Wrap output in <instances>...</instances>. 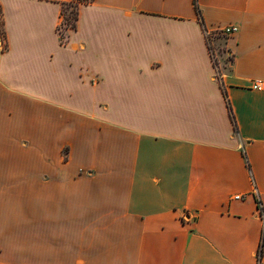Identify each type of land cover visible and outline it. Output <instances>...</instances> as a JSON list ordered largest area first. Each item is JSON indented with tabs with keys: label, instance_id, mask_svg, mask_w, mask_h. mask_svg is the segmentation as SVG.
Listing matches in <instances>:
<instances>
[{
	"label": "crops",
	"instance_id": "1",
	"mask_svg": "<svg viewBox=\"0 0 264 264\" xmlns=\"http://www.w3.org/2000/svg\"><path fill=\"white\" fill-rule=\"evenodd\" d=\"M68 1L0 0V264H264V0Z\"/></svg>",
	"mask_w": 264,
	"mask_h": 264
},
{
	"label": "built area",
	"instance_id": "2",
	"mask_svg": "<svg viewBox=\"0 0 264 264\" xmlns=\"http://www.w3.org/2000/svg\"><path fill=\"white\" fill-rule=\"evenodd\" d=\"M66 28H70V27H69V25H67L65 23L64 18L61 15L60 19H59V22L57 24V31L60 34V32L63 33V31ZM236 30H237V27L234 26V25L222 26V27L217 29V31L220 34H222L223 36H228V35L234 33ZM5 47H6V43H5L4 33H3V35L0 33V52H2ZM249 87L252 88V89H255V90H263L264 91V82L262 80H260V79H252L250 81ZM243 197H244V195H242V194H236V195L233 196V198H236V199H241ZM256 202H257L259 217L263 221V230H264V214H263V211H262L261 203H260V200L258 198H256Z\"/></svg>",
	"mask_w": 264,
	"mask_h": 264
},
{
	"label": "trees",
	"instance_id": "3",
	"mask_svg": "<svg viewBox=\"0 0 264 264\" xmlns=\"http://www.w3.org/2000/svg\"><path fill=\"white\" fill-rule=\"evenodd\" d=\"M81 1H83V0H71V1H68V2H63V3L61 4L60 16L62 15L63 18H64V20L67 19V16H66V18H65V16H64V12H63V6H64V5L69 6V7L71 6V10H70V12H71V14H72L71 16H72L73 20L70 21V22H68L70 28H73V27L75 26V21H76V18H77V5H78V3L81 2ZM195 6H196V4H195ZM196 8H197V6H196ZM65 21H66V20H65ZM65 23H67V22H65ZM68 24H67V25H68ZM59 35H60L61 40H63V39H64V34L60 32ZM231 118H232V116H231ZM232 119H233V118H232ZM263 239H264V238H263V236H262V238H261V243H260L259 248H258V251H257V261H258V263H259V261H260V256H261V245H262Z\"/></svg>",
	"mask_w": 264,
	"mask_h": 264
},
{
	"label": "rangeland",
	"instance_id": "4",
	"mask_svg": "<svg viewBox=\"0 0 264 264\" xmlns=\"http://www.w3.org/2000/svg\"><path fill=\"white\" fill-rule=\"evenodd\" d=\"M70 10H71V6L70 7L66 6V5L63 6V12H64L65 18L67 16V19H65L66 21L64 20L65 22H67L66 24H68V22L73 20ZM1 24H2V20H1V16H0V33L3 35V29H2V25Z\"/></svg>",
	"mask_w": 264,
	"mask_h": 264
}]
</instances>
